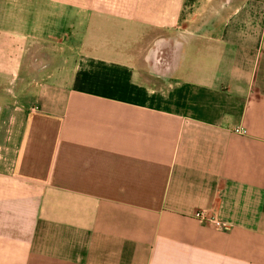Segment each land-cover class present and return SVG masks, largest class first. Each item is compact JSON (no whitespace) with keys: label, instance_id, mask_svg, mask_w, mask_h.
I'll return each mask as SVG.
<instances>
[{"label":"crops","instance_id":"obj_1","mask_svg":"<svg viewBox=\"0 0 264 264\" xmlns=\"http://www.w3.org/2000/svg\"><path fill=\"white\" fill-rule=\"evenodd\" d=\"M0 264H264V0H0Z\"/></svg>","mask_w":264,"mask_h":264},{"label":"built area","instance_id":"obj_2","mask_svg":"<svg viewBox=\"0 0 264 264\" xmlns=\"http://www.w3.org/2000/svg\"><path fill=\"white\" fill-rule=\"evenodd\" d=\"M237 132L240 133V134H246V131L243 130V129H239V130H237ZM196 217H197L201 222L213 221V222L215 223V225H217L218 227H221V224H220L219 222L214 221L212 218L209 219V218L207 217V214H206L205 212H203V211H200V212L196 213Z\"/></svg>","mask_w":264,"mask_h":264}]
</instances>
